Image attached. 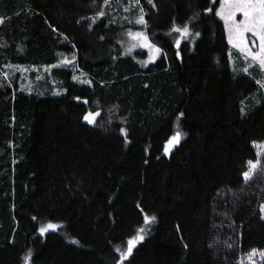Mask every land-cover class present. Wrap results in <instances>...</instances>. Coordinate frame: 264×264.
Instances as JSON below:
<instances>
[{
  "label": "trees",
  "instance_id": "1",
  "mask_svg": "<svg viewBox=\"0 0 264 264\" xmlns=\"http://www.w3.org/2000/svg\"><path fill=\"white\" fill-rule=\"evenodd\" d=\"M131 2L155 61L126 51L135 20L105 15ZM221 2L0 0V264H120L141 228L123 264H248L264 251V165L243 177L264 143V74L229 44ZM101 107L110 121L84 120ZM48 223L61 227L40 235Z\"/></svg>",
  "mask_w": 264,
  "mask_h": 264
},
{
  "label": "snow or ice",
  "instance_id": "2",
  "mask_svg": "<svg viewBox=\"0 0 264 264\" xmlns=\"http://www.w3.org/2000/svg\"><path fill=\"white\" fill-rule=\"evenodd\" d=\"M151 4L152 0H148ZM213 4L216 3V0H211ZM105 3H108V0H105ZM136 3L139 4V0H136ZM127 11V9H125ZM208 12H212L213 9L210 7L207 9ZM99 16H103L104 13H98ZM215 15L218 16L221 20L224 21L225 28L228 32V42L232 45V47L236 48L239 53H241L244 58L247 60L249 57L258 67V70L264 74V0H222L219 5L218 10L215 11ZM241 16L242 19L237 20V16ZM92 20V23H95L96 18H89ZM4 23V19L0 18V25ZM136 23L144 24L143 15L139 17ZM173 32H177L181 37H185L189 35V28L185 25L183 27L173 26ZM248 34H251L253 38L251 40L252 46L256 48V51H253L252 48L249 47V37ZM198 35V33H197ZM129 36L135 41H142V46H147L149 48L153 47L148 43V37L143 33H129ZM256 41H259V44H256ZM179 40L176 41V46L179 48ZM137 45L133 44L129 46V51L135 48ZM156 52H160L159 48L155 49ZM68 61H62V63H67ZM252 65H249L251 67ZM247 72V68L244 69ZM90 83L88 81H81V83ZM256 83L260 85L261 88H264V81L256 80ZM58 94V93H57ZM87 103V101H85ZM182 115V114H181ZM100 116L99 112H89L84 116V120L89 124L96 123V117ZM123 132V129L121 130ZM126 136V133H125ZM181 139V133L177 131L175 135L168 141V145L165 146V152L169 151L170 146L174 144H178ZM253 147L257 149L256 155L260 157L264 155V144H257L253 142ZM261 164V160L257 159L256 161L249 160L247 161V171L243 172L244 180L247 182L253 175V172L258 169V166ZM261 212H264V205L261 206ZM264 218V217H262ZM35 219V217H33ZM155 220V217H148L145 215L144 221L145 223H151ZM60 225L48 223L46 225H42L39 229L40 235H44L47 232L56 231ZM145 229H139V235L135 238L127 241V247L124 250L117 249L120 254V264H123V260L128 259L133 252V248L137 244V242L142 241L144 236ZM76 243V241H73ZM256 257H259L261 262H264V251L259 249H252L251 252L247 254L248 264H257ZM31 253L27 257L26 260H30ZM241 264H244L243 259L241 260Z\"/></svg>",
  "mask_w": 264,
  "mask_h": 264
},
{
  "label": "rangeland",
  "instance_id": "3",
  "mask_svg": "<svg viewBox=\"0 0 264 264\" xmlns=\"http://www.w3.org/2000/svg\"><path fill=\"white\" fill-rule=\"evenodd\" d=\"M131 4V6L130 7H128L129 5H127V4H122V9H121V11H118V10H114L113 11V9H111L110 11L109 10H105V15H107V16H109L111 19L112 18H115L116 16H122V23L123 24H127V25H131V24H133V20H135V23H134V25L136 26V27H138V30H134V29H129L128 30V32L126 33V39H125V42H124V44L126 45V51L129 53V54H133L134 52H136V51H145L146 53H147V62H152V61H155V60H157L158 58H159V56H160V54H161V52H156L155 51V49H156V47H154V45L151 43V41H150V39H149V37L147 36V33H146V30H142V26H143V24H139V23H136V21L138 20L137 18H139L141 15H143L142 14V11H138L137 12V14H136V16H133L132 15V8H136V4H134V3H130ZM139 5V4H138ZM125 9H127V11L125 10ZM104 13V12H103ZM120 14V15H119ZM104 16V15H103ZM93 18H96L95 19V21H97V20H99V18H101V16H99V15H97L96 17H93ZM240 19H242V17L241 16H237V20H240ZM223 21V20H222ZM227 31V30H226ZM143 33L144 35H146L147 37H148V43L149 44H151L153 47H151V48H149V47H147V46H142L143 45V42L142 41H135V40H133L130 36H129V33ZM227 36H228V32H227ZM248 37H249V47L250 48H252V50L253 51H256V48L255 47H253L252 46V43H251V40L253 39L252 37H251V34H248ZM133 44H136L137 46L135 47V48H133L131 51H129V46L130 45H133ZM256 44L258 45L259 44V41H256ZM232 46V45H231ZM234 48V47H233ZM234 49H236V48H234ZM237 50V49H236ZM238 51V50H237ZM244 57V56H243ZM65 60H67L68 62L67 63H62V61H65ZM247 60H251V58L249 57ZM62 61L60 62V64L58 65V67H64V68H73L74 67V65H75V63L77 62V58H76V55H70V56H68V57H65L64 59H62ZM252 61V60H251ZM253 62V61H252ZM234 65V64H233ZM76 66V65H75ZM47 71H49V70H47ZM46 71V72H47ZM31 73H29V74H25V73H23L22 74V78L24 79L25 77L26 78H28L29 77V75H30ZM37 77H36V80H42V78H43V75H41L40 73H38V75H36ZM33 77V76H32ZM22 79V80H23ZM29 79V78H28ZM31 81H32V84H30L31 86L30 87H32L33 85V87H32V89H34L35 88V86H36V82H34L32 79H31ZM94 109V108H93ZM92 109V113H95V112H99L100 113V116H98V117H96V122H100V123H104L103 121L104 120H106V121H110L111 120V118H110V116H111V110H109V109H107L106 107H101V110L100 109H98V108H96V111L95 112H93L94 110ZM102 119L101 121H98L99 119ZM182 142V136H181V139H180V141H179V143L178 144H174V145H172V146H170V148H169V151L166 153L165 152V150H164V155L166 156V157H168V156H170L171 155V153L174 151V149L177 147V146H179L180 145V143ZM261 144H264V143H261ZM167 145H168V143H167ZM258 159H260L261 160V164L258 166V169L257 170H255L254 172H253V175H252V177L248 180V181H251V180H253L254 179V177L256 176V175H258L259 173H260V170L259 169H261V166H263L264 165V155H261L260 157H258ZM261 216L262 217H264V212H261ZM264 219V218H263ZM256 259V261H257V264H264V262H261L260 260H259V257H256L255 258ZM25 264H28V262H27V260L25 259Z\"/></svg>",
  "mask_w": 264,
  "mask_h": 264
}]
</instances>
